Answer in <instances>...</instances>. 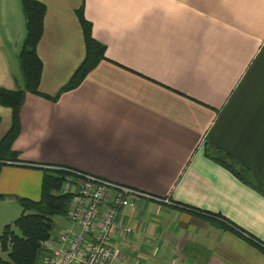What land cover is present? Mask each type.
Returning a JSON list of instances; mask_svg holds the SVG:
<instances>
[{
    "label": "crops",
    "instance_id": "0c3cea01",
    "mask_svg": "<svg viewBox=\"0 0 264 264\" xmlns=\"http://www.w3.org/2000/svg\"><path fill=\"white\" fill-rule=\"evenodd\" d=\"M38 1V88L56 98L25 94L0 233L65 167L148 195L119 209L131 230H113L109 264H264V0ZM79 10L104 58L60 92L86 53ZM25 32L21 0H0L2 88L24 87ZM10 124L0 105V139Z\"/></svg>",
    "mask_w": 264,
    "mask_h": 264
},
{
    "label": "trees",
    "instance_id": "16d2710c",
    "mask_svg": "<svg viewBox=\"0 0 264 264\" xmlns=\"http://www.w3.org/2000/svg\"><path fill=\"white\" fill-rule=\"evenodd\" d=\"M21 4L25 15L26 32L18 52V59L24 87L15 90L0 87V105L11 109L10 127L0 139V158L10 150L18 134L19 111L25 94L30 92L49 99L56 98L40 92L38 88L42 61L36 52V45L42 34L45 6L38 0H21ZM77 13L83 30L86 53L68 81L60 88V92L77 86L86 73L104 58V45L93 37L90 21L83 16L81 10ZM69 176L75 175L62 168L45 170L40 198L19 199L20 215L11 223L5 224L0 233V251L6 253V258L0 256V264H39L40 256L48 253L46 243L51 237L53 216H68L69 206L74 197L70 192H62ZM3 197L0 194V199Z\"/></svg>",
    "mask_w": 264,
    "mask_h": 264
},
{
    "label": "built area",
    "instance_id": "2783aa9c",
    "mask_svg": "<svg viewBox=\"0 0 264 264\" xmlns=\"http://www.w3.org/2000/svg\"><path fill=\"white\" fill-rule=\"evenodd\" d=\"M60 168L76 176L68 177L62 192L74 194L68 218L78 225L79 231L60 230L56 235L58 246H47L49 251L40 256L39 264H109L113 230H131L128 224L117 221L119 209L132 208L137 198L148 195L79 170Z\"/></svg>",
    "mask_w": 264,
    "mask_h": 264
},
{
    "label": "rangeland",
    "instance_id": "374dc122",
    "mask_svg": "<svg viewBox=\"0 0 264 264\" xmlns=\"http://www.w3.org/2000/svg\"><path fill=\"white\" fill-rule=\"evenodd\" d=\"M14 204H15L16 210H15V212L13 214L14 215L13 217L17 218V216L20 214L21 207H20L18 202H15ZM11 217H12V214H11V216H9L8 219H11ZM67 218H68V216L66 217L65 215H55V216H53V229H52L51 235L54 236L60 230L69 229V227H68V225H69V220L68 219L69 218L68 219ZM0 256H2L3 258H6V253L0 251Z\"/></svg>",
    "mask_w": 264,
    "mask_h": 264
}]
</instances>
